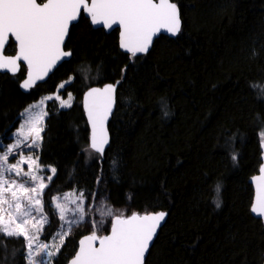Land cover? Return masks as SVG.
Returning a JSON list of instances; mask_svg holds the SVG:
<instances>
[{
    "label": "trees",
    "instance_id": "trees-1",
    "mask_svg": "<svg viewBox=\"0 0 264 264\" xmlns=\"http://www.w3.org/2000/svg\"><path fill=\"white\" fill-rule=\"evenodd\" d=\"M172 2L181 32L159 36L146 55L122 53L117 30L94 29L81 16L65 42L70 59L45 82L23 93V66L15 76L0 75V145L15 142L20 113L30 105L48 96L67 100L71 93L70 108L54 98L35 110L48 113L39 149L16 150L38 155L40 175L52 176L44 180L51 224L41 240L51 243L59 230L51 197L76 190L84 192L86 206L102 200L117 215L167 212L144 264H263L264 223L250 212L249 179L261 166L264 132V0ZM116 81L109 145L101 158L89 149L81 98L91 85ZM93 192L103 195L92 198ZM86 221L53 264H68L79 238L91 232ZM25 251L5 237L0 264H25Z\"/></svg>",
    "mask_w": 264,
    "mask_h": 264
},
{
    "label": "snow or ice",
    "instance_id": "snow-or-ice-1",
    "mask_svg": "<svg viewBox=\"0 0 264 264\" xmlns=\"http://www.w3.org/2000/svg\"><path fill=\"white\" fill-rule=\"evenodd\" d=\"M82 11L93 26L109 30L118 26L119 46L133 58L146 54L154 37L161 32L172 37L181 32L178 8L172 0H90V3L88 0H46L43 3L38 0H0V69L15 74L21 67L18 62L23 61L27 66V78L20 87L26 91L37 81L44 80L59 62L72 55L64 50L63 45L70 25L78 21ZM12 38L17 50L14 56H6L5 45ZM64 87V84L60 85V88ZM114 93L115 86L106 85L91 89L85 97L92 127L90 147L101 158L108 143L105 123L113 110ZM54 98L60 101L61 108L71 107V93L67 100L59 95L41 99L20 113L23 122L14 133L15 142L0 145V244H4L5 237L13 238L26 250L23 254L25 264H53V258L59 254L65 240L87 222L86 217L92 212L91 206L85 204L83 191L77 194L73 190L62 196H52L48 207L50 210L54 205L53 216L59 220V230L51 243L41 240L45 226L51 224L44 200L48 184L44 180L51 182L52 176L45 178L40 175L42 166L38 155L16 150L22 147L39 149L44 117L48 113L43 109L35 110L46 100ZM261 137L264 139V132ZM13 156H18L14 163L10 161ZM231 159L236 161L237 156L233 154ZM25 164L27 171L23 168ZM113 164L115 166V161ZM50 171L55 175L54 167ZM260 172L261 175L254 178L257 194L250 211L264 217V166ZM100 183L102 178L98 177L97 184ZM215 191L217 199L214 203L219 208V184ZM102 195L97 192L91 194L92 198ZM104 215L111 218L110 234H104L103 218L92 222L90 234L79 240V248L70 264H144L150 242L166 213L126 217L123 213L113 214L109 209ZM4 246L7 247L6 244ZM18 250H14V256Z\"/></svg>",
    "mask_w": 264,
    "mask_h": 264
},
{
    "label": "water",
    "instance_id": "water-1",
    "mask_svg": "<svg viewBox=\"0 0 264 264\" xmlns=\"http://www.w3.org/2000/svg\"><path fill=\"white\" fill-rule=\"evenodd\" d=\"M38 2H39V0H38ZM43 2H46V0H44ZM43 2H41V3H43ZM88 2L90 3V0H88ZM175 4H176V3H175ZM177 8H178V6H177ZM178 12H179V8H178ZM82 16H83V17H86V13H83V11H82ZM179 17H180V12H179ZM86 19L89 21V24L91 25V23H90V18H86ZM78 20H79V19H78ZM180 21H181V19H180ZM77 22H78V21H77ZM77 22H74L72 25L76 24ZM72 25H70V28H71ZM91 27L94 28V29H99V28H100V29H103V31H104L105 33H110V32L113 31V30H109V29H104L102 26H93V25H91ZM115 30H117L118 49H119L122 53L131 56L130 53H127V52H125L123 49L120 48V46H119V43H120V36H119V28H118V26L115 27ZM69 31H70V29H69ZM161 35L168 36V37H170V38H175V37L170 36V35L167 34V33L161 32L160 34L157 35V37H154L153 42H152V44H151V46H150V48H149V51H150V49H151V47H152L154 41H155L159 36H161ZM67 37H68V36H67ZM67 37H66V39H65V42H66V40H67ZM176 37H177V36H176ZM11 40H12V41L14 42V44H15L14 38H12ZM7 45H8V44H7ZM7 45H5V48H6ZM64 45H65V44H64ZM64 45H63V47H64ZM4 50H5V49H4ZM16 50H17V49H16ZM16 50H15V53H16ZM64 50H65V49H64ZM66 51H68V50H66ZM149 51H148V52H149ZM148 52H147V53H148ZM15 53H14L13 55H6V54L4 53V55H6V56H14ZM147 53H146V54H147ZM146 54H138V56H143V55H146ZM70 57H71V56H70ZM70 57H65L61 62H59V63L57 64V66L52 70V72H50V73L48 74V76L45 77L44 80H42V81H37L36 84H35L33 87H35V86H36L37 84H39V83H43V82H45V81L48 79V77L53 73V71H54V70H55V69H56L61 63H63L64 61H68V60L70 59ZM18 63H19L20 65H23V66L25 67V74H24V77H23V79L20 81L18 87H19V89H20L21 92H23V93H27L30 89L26 91V90H24L23 88L20 87V84H21V83L27 78V66L24 64L23 61H19ZM18 71H19V70H18ZM18 71H17L15 74H17ZM5 73H6V74H9V75H15V74H13V73H11V72H8L7 69H0V74H5ZM118 82H119V81H116L115 83H104V84H100V85H91V86H89V87L83 92V94H82V98H81V107H82V110H83V113H84V117H85V120H86V123H87V126H88V146H89V149H90L92 152L96 153V154H99V153L93 151V150L91 149V147H90V145H91V137H92V127H91V124H90V122H89V120H88V114H87V111H86V108H85V97H86V94L88 93V91H90V90L93 89V88H104L106 85H114V86H115L113 110H112V113L109 115L108 120H107L106 123H105V128H106L107 136H108V143L104 146V150H105V149L108 147V145H109V133H108V128H107V127H108L109 121H110V119H111V117H112V115H113L114 109H115V103H116V89H117V86H118V84H119ZM33 87H32V88H33ZM32 88H31V89H32ZM260 151H261V166H260V168H259L258 173L255 174V175H253V176L249 179V183H250V185H251V187H252V190H253V196H252V203H251V206L255 203L256 194H257V192H256V183H255L254 178L259 177V176L261 175L260 169H261L262 166H264V140L260 142ZM99 155H100V154H99ZM251 206H250V208H251ZM158 212H164V213H166V216H165V220H166V218H167V212H166V211H151V212H145V213H141V214H139V213H133V214L145 215V214H154V213H158ZM250 212H251V211H250ZM251 214H252L254 217L260 218V219L262 220V222L264 223V217H259V216H257L256 214H254V213H252V212H251ZM131 215H132V214H131ZM131 215H129V216H131ZM165 220L162 221V222H161V225L158 227L157 232H156V235L154 236L153 240L150 242V247L152 246L153 241H154V239L156 238L159 229H160V228L162 227V225L165 223ZM110 228H111V222H110V226H109V228H108V231H107V233H105V234H110ZM86 235H88V234L83 235L82 237L79 238V240H80L81 238H83L84 236H86ZM79 240H78V242H77V248H76V251H77L78 248H79ZM150 247H149V249H150ZM76 251H75V252H76ZM148 252H149V250H148L147 253L145 254V259H146V256H147ZM74 255H75V253H74L73 256L69 259L68 264H70V261H71V259L74 257ZM144 263H145V260H144ZM263 264H264V254H263Z\"/></svg>",
    "mask_w": 264,
    "mask_h": 264
},
{
    "label": "rangeland",
    "instance_id": "rangeland-1",
    "mask_svg": "<svg viewBox=\"0 0 264 264\" xmlns=\"http://www.w3.org/2000/svg\"><path fill=\"white\" fill-rule=\"evenodd\" d=\"M109 210V207L102 201L99 200L93 207H92V212L89 213V215L86 217L89 219V224L88 228H92V222L99 220V219H104V221L111 220L110 217H107L104 215L105 211ZM111 210V209H110ZM114 214V212H112Z\"/></svg>",
    "mask_w": 264,
    "mask_h": 264
},
{
    "label": "flooded vegetation",
    "instance_id": "flooded-vegetation-1",
    "mask_svg": "<svg viewBox=\"0 0 264 264\" xmlns=\"http://www.w3.org/2000/svg\"><path fill=\"white\" fill-rule=\"evenodd\" d=\"M44 0H39V2L41 3V2H43ZM103 30V29H102ZM114 31V30H113ZM15 45L14 44V42L10 39V43L6 46V48H5V50H4V53L6 54V55H13L14 53H15V50H16V48L14 47V50L13 49H11V51L13 50L14 52L12 53V54H8V53H6V49L8 48V46H10V45ZM64 49H65V45H64ZM65 50H67V49H65ZM69 51V50H68ZM23 65H21V67H22ZM21 67H20V69H21ZM24 67V66H23ZM20 69H19V71H20ZM18 71V72H19ZM6 74V73H5ZM18 74V73H17ZM17 74H15V75H17ZM24 74H25V67H24ZM24 74H23V77H24ZM0 75H4V74H0ZM7 75H9V74H7ZM15 75H10V76H15ZM23 77L21 78V80L23 79ZM20 80V81H21ZM20 81H19V83H20ZM19 85V84H18ZM261 157V156H260Z\"/></svg>",
    "mask_w": 264,
    "mask_h": 264
}]
</instances>
